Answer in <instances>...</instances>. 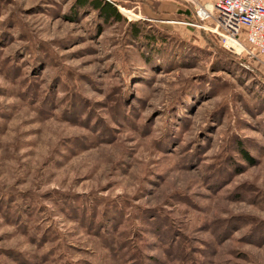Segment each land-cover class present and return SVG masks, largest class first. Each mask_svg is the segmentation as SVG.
Listing matches in <instances>:
<instances>
[{"label":"rangeland","instance_id":"obj_1","mask_svg":"<svg viewBox=\"0 0 264 264\" xmlns=\"http://www.w3.org/2000/svg\"><path fill=\"white\" fill-rule=\"evenodd\" d=\"M106 1L0 0V264H264V67Z\"/></svg>","mask_w":264,"mask_h":264},{"label":"built area","instance_id":"obj_2","mask_svg":"<svg viewBox=\"0 0 264 264\" xmlns=\"http://www.w3.org/2000/svg\"><path fill=\"white\" fill-rule=\"evenodd\" d=\"M179 1L191 8L194 27L264 67V0Z\"/></svg>","mask_w":264,"mask_h":264},{"label":"trees","instance_id":"obj_3","mask_svg":"<svg viewBox=\"0 0 264 264\" xmlns=\"http://www.w3.org/2000/svg\"><path fill=\"white\" fill-rule=\"evenodd\" d=\"M77 1H78V4H81V5L83 4L84 6H88L91 10L97 11L102 16V18H104L105 22H118L122 18L119 12L120 10L118 9V6H117L118 4L114 5L106 0H77ZM188 8H187L188 9L187 13L191 12L192 14V11L190 10L191 8L190 7ZM194 21L197 22L195 19ZM135 32L136 31H134V33Z\"/></svg>","mask_w":264,"mask_h":264}]
</instances>
